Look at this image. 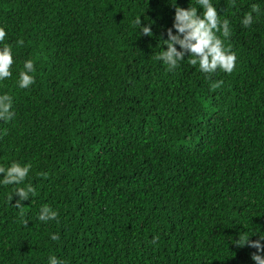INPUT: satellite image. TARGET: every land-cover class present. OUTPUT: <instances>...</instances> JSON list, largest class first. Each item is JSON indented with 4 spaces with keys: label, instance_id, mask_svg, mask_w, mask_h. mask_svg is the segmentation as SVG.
<instances>
[{
    "label": "trees",
    "instance_id": "trees-1",
    "mask_svg": "<svg viewBox=\"0 0 264 264\" xmlns=\"http://www.w3.org/2000/svg\"><path fill=\"white\" fill-rule=\"evenodd\" d=\"M172 2L0 0L14 58L0 166L31 164L0 186V264H256L234 241L264 235V0H213L237 60L212 74L187 55L174 71L156 59L175 6H190ZM28 59L35 83L20 89ZM44 205L58 220H38Z\"/></svg>",
    "mask_w": 264,
    "mask_h": 264
},
{
    "label": "clouds",
    "instance_id": "clouds-1",
    "mask_svg": "<svg viewBox=\"0 0 264 264\" xmlns=\"http://www.w3.org/2000/svg\"><path fill=\"white\" fill-rule=\"evenodd\" d=\"M237 0H229L232 7L236 6ZM175 5V0L172 2ZM202 8V12L198 14V9ZM261 8L257 4L251 6V11L246 13L241 19L243 27L247 28L254 22L253 13H261ZM137 29H142L143 33L152 35L150 26L141 24L140 16L135 19ZM173 28L176 30L173 33ZM219 34V35H218ZM231 35V27L228 19H221L218 15L216 4L213 0H190V6L183 8L175 6L174 23L171 28L167 29V39H162L166 50H162L156 59L163 62L167 66L168 71H174L179 67L180 63L185 60L187 55L188 62L192 66H199L203 73L212 74L218 69L226 73H231L236 64V54L230 48H226L224 41L220 38H228ZM8 33L6 29L0 26V82L12 77L13 75V49L10 44L4 41ZM18 45H22L23 41H17ZM179 45V49L177 48ZM36 67L34 61L28 59L24 61L23 68L19 72L17 80L20 89H26L35 83ZM13 97L7 93L0 94V120L10 121L14 117L12 111ZM31 171V164L20 162H12L10 166H0V186L21 185L25 182ZM13 193L17 194L19 199L15 202L16 208H22V201L28 200L29 197L35 195V188L32 184L24 187H16L9 200L12 199ZM59 213L49 205L41 207L38 213V220L44 223L58 220ZM26 223V221H25ZM250 235H242L234 243L240 247L249 246L257 251L252 254V259L256 264H264V235H260L257 240H250ZM51 239L58 241L60 236L52 234ZM158 237H154L151 243H155ZM48 264H63L56 256L48 258Z\"/></svg>",
    "mask_w": 264,
    "mask_h": 264
}]
</instances>
